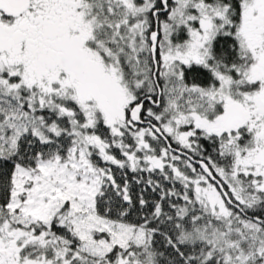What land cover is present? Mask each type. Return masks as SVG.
Listing matches in <instances>:
<instances>
[{"label": "snow or ice", "instance_id": "1", "mask_svg": "<svg viewBox=\"0 0 264 264\" xmlns=\"http://www.w3.org/2000/svg\"><path fill=\"white\" fill-rule=\"evenodd\" d=\"M0 264H264V0H0Z\"/></svg>", "mask_w": 264, "mask_h": 264}]
</instances>
